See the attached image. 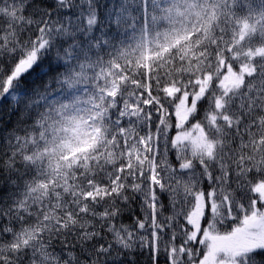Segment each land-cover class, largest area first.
<instances>
[{
  "label": "trees",
  "instance_id": "trees-1",
  "mask_svg": "<svg viewBox=\"0 0 264 264\" xmlns=\"http://www.w3.org/2000/svg\"><path fill=\"white\" fill-rule=\"evenodd\" d=\"M196 129L203 144L173 141ZM148 136L151 169L128 153ZM259 182L264 0H0V264H192L203 234L264 211ZM233 264H264V248Z\"/></svg>",
  "mask_w": 264,
  "mask_h": 264
},
{
  "label": "rangeland",
  "instance_id": "rangeland-1",
  "mask_svg": "<svg viewBox=\"0 0 264 264\" xmlns=\"http://www.w3.org/2000/svg\"><path fill=\"white\" fill-rule=\"evenodd\" d=\"M249 69L240 68L238 71L227 67L225 74L219 81V85L224 90L238 86L244 75L248 74ZM113 75V73L111 74ZM116 82L111 81V85L105 90V95L113 97L116 91ZM172 93V90L170 91ZM204 93V87L199 86L197 92L189 100L187 95L183 94L179 98L175 106V116L177 118V125L181 126L187 118L190 109L194 106L195 102ZM10 94L9 91L5 93L6 96ZM148 103V101H146ZM220 103V100H219ZM139 104L130 106L123 105L122 115L126 118L133 116L136 117L140 114ZM194 141L196 143H204L205 140L199 130L190 133L180 132L174 137L173 141ZM154 141L148 136L146 138H138L132 141L129 148V156L141 164L149 166L151 169L149 150L153 148ZM150 164V165H149ZM255 192L258 194L260 200L264 202V182H259L255 185ZM204 196L197 194L195 197V206L188 215V222L192 227V235L197 236L200 230V222L204 212ZM202 239L206 241L207 249L201 256L198 262L192 264H233L236 257L247 250H257L264 248V211H261L256 205L253 212L246 216L243 220L242 226L234 230L231 235L227 236H213L205 233Z\"/></svg>",
  "mask_w": 264,
  "mask_h": 264
}]
</instances>
